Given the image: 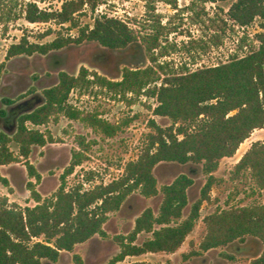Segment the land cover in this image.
Segmentation results:
<instances>
[{"label": "trees", "instance_id": "trees-1", "mask_svg": "<svg viewBox=\"0 0 264 264\" xmlns=\"http://www.w3.org/2000/svg\"><path fill=\"white\" fill-rule=\"evenodd\" d=\"M99 0H64L60 9L39 8L36 2H27L24 18L30 23L54 21L78 27L76 36L58 35L44 43L30 42L23 35L19 42L7 50V58L17 55H46L70 43L97 42L106 49H120L137 42L135 30L127 22L106 14L94 18L91 27H79L76 15L85 5L94 10ZM229 17L240 25L250 23L254 17L263 21L262 30L255 34L257 47L242 56L208 66L182 72H168L162 64L149 65L142 69L124 68L119 81L104 80V84L116 92H139L154 84L149 93L156 97L153 114L170 120L161 126L150 119L151 131L147 143L135 160L129 161L121 178L105 185H96L82 190L79 186L65 191L61 185L52 198L41 199L34 183L27 189L35 201L33 206H6L0 203V264H54L64 252L72 251L76 244L85 242L94 235L104 236L103 224L107 214L119 209L134 192L144 197L162 195L158 210L145 208L134 221L133 229L126 235L115 237L119 252L107 264L121 261L128 255L146 252H175L192 231L199 218L203 201L209 200L211 187L216 177L213 172L223 157L232 156L239 145L254 129L264 128V0H235L228 10ZM148 52L157 47V35L143 37ZM150 60L155 63V56ZM86 70L81 68L78 76L60 70L57 82L42 90V102L26 111H16L15 127L11 132L0 129V165L22 162L30 177L40 180V174L28 161L33 146H44L50 135L38 126L56 121L63 113L76 119L77 112L67 105L71 90L78 86ZM149 89V88H148ZM4 105L13 100L3 97ZM0 115L7 116L6 109ZM92 125L107 130L103 121L93 118ZM17 146L15 153L10 144ZM76 157V155H74ZM22 159V160H21ZM79 162L75 158L61 175L71 173ZM161 163L189 165L190 172L206 175L200 196L191 205L188 214L182 217L188 205L187 188L193 178L186 173L157 188L154 168ZM247 172L258 189H264V141H255L234 164L230 177L235 179ZM7 184V179L0 175ZM206 233L201 239L199 251L221 247L244 240L258 239L263 248L249 264H264V203L231 206L217 209L205 215ZM150 234L141 243L135 240L140 233ZM43 236L44 241L31 242L33 237ZM75 264H83L75 254ZM131 264H161L134 262Z\"/></svg>", "mask_w": 264, "mask_h": 264}, {"label": "rangeland", "instance_id": "rangeland-1", "mask_svg": "<svg viewBox=\"0 0 264 264\" xmlns=\"http://www.w3.org/2000/svg\"><path fill=\"white\" fill-rule=\"evenodd\" d=\"M64 0H0V129L11 132L15 127L16 111L32 109L42 102V90L57 82V74L63 70L78 76L81 68L86 70L78 86L69 93L67 105L78 117L58 115L46 125L38 126L51 139L42 147L33 146L28 161L40 174V180L30 177L23 163L0 165V203L5 198L6 206H33L35 201L27 189L33 182L41 199H50L63 185L65 191L79 186L82 190L96 185H105L121 178L129 161L135 160L147 143L151 131L150 119L161 126L170 120L153 114L156 97L149 91L156 83L139 92H116L104 84V80L119 81L124 68L142 69L149 65L162 64L168 72H182L208 67L242 56L257 47L255 34L262 30L263 21L254 17L244 29L228 15L235 0H99L94 10L85 5L76 15L79 27L92 26L94 18L106 14L117 17L131 26L138 41L120 49H106L94 41L70 43L46 55H17L7 58V50L25 35L30 42L44 43L58 35L76 36L78 27L54 21L30 23L24 18L27 2H36L39 8L60 9ZM157 35V47L148 52L143 37ZM155 56V63L150 56ZM149 88V89H148ZM3 97L13 100L4 105ZM93 118L104 122L105 129L92 125ZM255 141H264V128L254 129L230 157H223L213 172L216 177L211 187L209 200L203 201L199 218L180 247L172 253L146 252L128 255L114 264L149 262L161 264H249L259 255L263 245L254 237L199 251L198 245L206 233L203 217L214 210L231 206L264 203V189L253 184L247 172L232 179L234 164ZM16 153L17 146L10 144ZM76 155V157L74 156ZM77 158L71 173L61 175ZM22 160V159H21ZM189 165L161 163L154 170L157 188L186 173L193 178L187 188L188 205L183 210L185 217L190 205L199 198L206 175L190 172ZM162 195L144 197L137 191L121 204L118 210L109 212L103 224L104 236L94 235L85 242L76 244L72 251L64 252L54 264H75L73 256L79 255L83 264H107L119 252L115 237L126 236L134 227L135 218L147 207L158 210ZM150 236L138 234L135 242L141 243ZM44 241L43 236L33 237L31 242ZM45 264V261H42Z\"/></svg>", "mask_w": 264, "mask_h": 264}, {"label": "built area", "instance_id": "built-area-1", "mask_svg": "<svg viewBox=\"0 0 264 264\" xmlns=\"http://www.w3.org/2000/svg\"><path fill=\"white\" fill-rule=\"evenodd\" d=\"M247 26V24L246 25H240V27L242 28V29H244V27H246ZM35 238V237H34Z\"/></svg>", "mask_w": 264, "mask_h": 264}]
</instances>
